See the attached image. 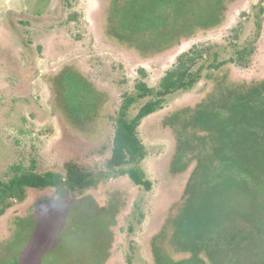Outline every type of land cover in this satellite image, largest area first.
I'll list each match as a JSON object with an SVG mask.
<instances>
[{
    "label": "rangeland",
    "instance_id": "rangeland-1",
    "mask_svg": "<svg viewBox=\"0 0 264 264\" xmlns=\"http://www.w3.org/2000/svg\"><path fill=\"white\" fill-rule=\"evenodd\" d=\"M193 48L220 67L140 122L136 186L107 166L121 104ZM68 160L97 186L0 199V264H210L216 228L264 232V0H0V181Z\"/></svg>",
    "mask_w": 264,
    "mask_h": 264
},
{
    "label": "trees",
    "instance_id": "trees-1",
    "mask_svg": "<svg viewBox=\"0 0 264 264\" xmlns=\"http://www.w3.org/2000/svg\"><path fill=\"white\" fill-rule=\"evenodd\" d=\"M252 53L253 49L249 47L238 50L233 64L246 69L249 66V58ZM210 55L211 50L208 48H193L178 57L172 69L161 77L157 87L148 88L144 83H139L136 86L135 94L125 99L119 110L117 126L111 142V156L107 163L109 169L125 174L134 185L149 190L150 184L139 168L145 153L142 143L138 139L136 128L143 119L160 110L169 97L194 88L200 82L201 74L204 71L217 70L220 65L209 62ZM203 56L207 57L204 61ZM143 99H147V101L132 118H127L128 109L137 100ZM176 117L172 120H175ZM62 167L63 176L52 172L39 174L30 169L16 173L8 182L0 181V199L22 200L26 189L64 187L66 190L74 192L76 190L92 189L97 186V176L82 172L78 162L68 160L64 162ZM256 235L264 236V232L260 231L256 234V231H251L243 226L227 227L224 231L216 228L207 236H211V240L208 242L209 238L206 239L203 254L208 257L210 264H239L240 241H252ZM219 238H221L219 245L221 249L219 252L213 253L214 249L212 248ZM254 249L255 247L248 249L245 253L250 254L251 257ZM222 257L225 258L222 259ZM248 257H244L243 261L247 263Z\"/></svg>",
    "mask_w": 264,
    "mask_h": 264
},
{
    "label": "flooded vegetation",
    "instance_id": "flooded-vegetation-1",
    "mask_svg": "<svg viewBox=\"0 0 264 264\" xmlns=\"http://www.w3.org/2000/svg\"><path fill=\"white\" fill-rule=\"evenodd\" d=\"M240 244V251L238 250V258L240 257L239 264H264V236L256 235L252 241L245 242L241 240ZM254 247L255 249L251 253V257L250 254L245 253V251ZM230 254L234 255L233 253ZM244 257H248L247 263L243 261ZM224 258L222 257V259Z\"/></svg>",
    "mask_w": 264,
    "mask_h": 264
}]
</instances>
